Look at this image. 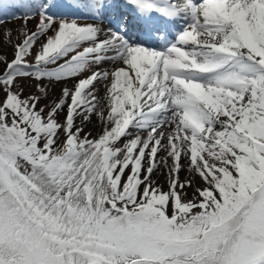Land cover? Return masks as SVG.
Returning a JSON list of instances; mask_svg holds the SVG:
<instances>
[{"label":"snow or ice","instance_id":"1","mask_svg":"<svg viewBox=\"0 0 264 264\" xmlns=\"http://www.w3.org/2000/svg\"><path fill=\"white\" fill-rule=\"evenodd\" d=\"M5 18L24 31L0 55V264H264V0Z\"/></svg>","mask_w":264,"mask_h":264},{"label":"rangeland","instance_id":"2","mask_svg":"<svg viewBox=\"0 0 264 264\" xmlns=\"http://www.w3.org/2000/svg\"><path fill=\"white\" fill-rule=\"evenodd\" d=\"M17 12H18V10H17ZM37 20H38V17H37ZM37 20L30 21L28 23L27 27L34 30L36 28V26H37ZM23 24H24V22L21 19L6 18V23L0 25V55H6L9 59L12 58V56H13V48L9 44L7 37L4 36V35H5L6 31L11 30V32H12V41H11V43L15 44L17 42L18 34H20L21 32L24 31ZM15 35H17V36H15ZM19 39L22 40L23 36L22 35L19 36ZM2 44H3L4 47L2 46ZM23 87H24V94L25 95H28L30 93H34V91H35L33 82L25 81L24 84H23ZM52 98H53V96H50V99H52ZM90 129H91V125L88 126V130H90ZM158 179H159V182L161 184L165 183V178L163 176H158Z\"/></svg>","mask_w":264,"mask_h":264},{"label":"bare ground","instance_id":"3","mask_svg":"<svg viewBox=\"0 0 264 264\" xmlns=\"http://www.w3.org/2000/svg\"><path fill=\"white\" fill-rule=\"evenodd\" d=\"M30 29V28H29ZM15 34V33H14ZM18 34V33H17ZM5 36V35H4ZM15 36H17V35H15ZM4 42V41H3ZM2 46H3V44H2ZM4 47V46H3ZM7 48V47H6ZM5 48V49H6ZM4 50V49H3ZM5 52V51H4ZM8 52V51H7ZM59 91H60V86H57L54 90H53V95H58L59 94ZM92 132H93V134L95 135V133L98 131V125L96 124V123H93L92 125H91V129H90Z\"/></svg>","mask_w":264,"mask_h":264}]
</instances>
